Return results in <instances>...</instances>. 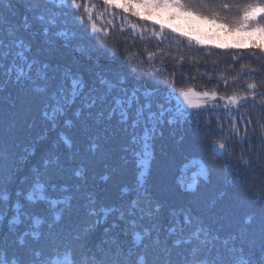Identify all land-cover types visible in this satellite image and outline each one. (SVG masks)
Wrapping results in <instances>:
<instances>
[{"label":"trees","instance_id":"16d2710c","mask_svg":"<svg viewBox=\"0 0 264 264\" xmlns=\"http://www.w3.org/2000/svg\"><path fill=\"white\" fill-rule=\"evenodd\" d=\"M205 3L193 6L229 24L264 12V0ZM87 7L106 13L100 0H0V264H264L261 98L229 106L231 120L210 111L185 119L196 109L177 99L181 89L246 95L264 79V55L201 49L171 33L161 42L122 14L114 23L105 14L98 25L111 31L92 34ZM118 21L132 31L121 34ZM163 79L176 95L161 118L143 93ZM69 220L68 234L102 242L44 247Z\"/></svg>","mask_w":264,"mask_h":264},{"label":"snow or ice","instance_id":"6c2138e0","mask_svg":"<svg viewBox=\"0 0 264 264\" xmlns=\"http://www.w3.org/2000/svg\"><path fill=\"white\" fill-rule=\"evenodd\" d=\"M68 3L73 6L78 5V0H67ZM194 0H100L106 13H101L95 19L90 20V24L95 25L96 20H103L104 15L112 16L111 22H115L118 18L116 14H122L119 19L131 18L134 21H138L144 25H150L153 32L156 33L158 39L163 42L162 34L171 33L173 36L179 37L180 41H187L189 45L195 44L201 49L215 48L222 52L232 51V52H251L259 53L264 55V43H258L256 39H250L247 46L236 43L233 45H227L224 43H212L213 41L219 39L218 36L208 33H194L192 31L185 30L181 27L177 21H182L186 23H191L193 21H198L203 24L214 26L225 34H244L250 38L258 37V29H264V12L259 13L255 18L246 20L244 13L241 12L240 16L235 24H229L224 18L220 16L217 12H208L203 10V8H198L193 6ZM56 6H61V0H55ZM199 3L207 7L205 0H199ZM89 4V0H88ZM222 8L227 11L231 5L225 3L221 5ZM95 7H91V12H95ZM42 19V17H41ZM54 23V21H53ZM98 27V25H96ZM103 31V29H101ZM111 29H108V32ZM124 30L121 29V34ZM179 47V45H177ZM151 58V54H150ZM233 60L237 57L233 56ZM47 67V65H44ZM255 71V70H253ZM153 75L159 76L160 73H154ZM155 87H149L144 90V105L145 108H152L153 97L155 98V104L157 109H159V115L161 118L166 114L164 111L165 105H168V111H172L173 101L170 99L172 95L176 93L172 92V88L176 87L175 82H169L167 79L163 80H152ZM163 90V99L156 96L158 91ZM225 91L227 88L225 87ZM239 91V90H237ZM243 92L246 95L233 94L230 96H221L217 92H196L192 89L183 90L181 89L178 93L183 101L186 103L189 110L196 109V111H188L185 113V119L192 115H198L201 112H215L218 116L223 112L222 119L231 120V116L225 109L232 106L231 111L235 112L238 107L245 106L249 104V101H254L257 97L261 98V104L264 106V79H260L259 82H249L243 88ZM193 97L202 99L203 101L213 100V101H223V105H208L199 104L193 102ZM137 102L139 97L136 98ZM131 102H129V107ZM184 113V112H183ZM176 120L173 117H169L167 123L173 124ZM223 123L219 124L217 127L221 128ZM158 210V209H157Z\"/></svg>","mask_w":264,"mask_h":264},{"label":"rangeland","instance_id":"374dc122","mask_svg":"<svg viewBox=\"0 0 264 264\" xmlns=\"http://www.w3.org/2000/svg\"><path fill=\"white\" fill-rule=\"evenodd\" d=\"M86 13H87V19L92 20L95 19L96 17H98L101 13H98L97 11L95 12H91V8H86ZM104 11V9H101ZM78 11V10H76ZM78 14L81 15V12H77ZM83 16V15H82ZM105 18H103V20H96V24L92 25L90 30H88L90 33L94 34L93 32H102V34H105L108 32L107 28H108V24L109 23H105L104 26L102 25H98L101 24L105 21ZM120 21H118V24L116 26H118V31L121 32V29L124 30V33L128 32L129 30L132 31V29H128L127 27H124L123 24L119 23ZM111 23V22H110ZM98 25V27L96 26ZM113 27L117 28V27ZM150 27V28H149ZM101 29H103V31H101ZM148 31V33L151 32V35L153 32L152 28L150 25H148V27L146 28ZM185 30L188 31H192L194 33H208L207 31H203L199 26L197 25H191V24H187ZM62 33H67V30L65 29V31ZM156 34V33H155ZM219 37V39L213 41L212 43H224L227 45H233L236 43H240L243 44L245 46H247V44L250 42V37L244 35V34H236L235 36H233L232 38H226V37H222L220 35H216ZM264 43V40H263ZM178 99V103L180 105V107L184 109H188L186 103L183 101V98L180 97L179 95L177 96ZM193 102L194 103H199V104H207L206 101H203L200 98L197 97H193ZM73 220H69L64 224H58V228H50L53 232H49L46 236H44L43 240L41 241V243L44 245V247L48 248L49 250H53V249H73V247H75V249H77L79 247V249L84 248V250L87 249V245L88 243H92L94 240H101L102 242V237H89L86 234H80L78 235V237H76V235L73 236L74 233L72 234H68L67 229L71 226L73 227ZM57 226V225H56ZM71 227V228H72ZM66 232V233H65ZM89 247V246H88ZM85 253V252H84Z\"/></svg>","mask_w":264,"mask_h":264}]
</instances>
